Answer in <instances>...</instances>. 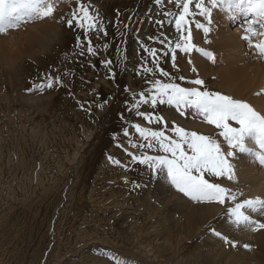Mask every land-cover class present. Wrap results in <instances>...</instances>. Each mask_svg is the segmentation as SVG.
<instances>
[{
	"label": "rangeland",
	"instance_id": "rangeland-1",
	"mask_svg": "<svg viewBox=\"0 0 264 264\" xmlns=\"http://www.w3.org/2000/svg\"><path fill=\"white\" fill-rule=\"evenodd\" d=\"M89 2L104 19L107 31V36H92L96 55L87 53L86 45L84 49L78 47L77 38L85 39L83 31L75 26L69 28L65 22L78 7L76 0H61L53 17L0 35V194L3 189L8 192L17 188L13 187L16 178L26 174L24 188L31 190V202H40L34 207L35 218L40 223L48 215L49 220V242L39 264H60L54 255L61 245L70 251L63 264L71 259L80 260L90 252L101 258L105 256L113 264L118 260L127 264H213L205 252V246L211 242L208 234L212 228L220 232L219 223L227 217V208L232 204H197L176 191L162 175L154 177L145 165L133 162L128 153L163 154L131 146L145 143L134 124L173 136V125L216 137L219 130L191 109L181 115L167 104L155 108L142 104L138 110L133 105L142 91L151 98L149 90L155 81L199 87L188 82L200 78L208 90L252 106L249 98L256 99L262 91L240 88L242 93H248L245 98L219 87L229 60V50L220 48L216 37L226 31L217 24V11L224 13L219 8L213 10L212 30L207 36L194 25L192 28L194 43L212 51L216 62L195 51L179 50L173 62L170 50H174L177 33L174 25L169 24L172 17L164 13L179 9L170 0L162 5H157L156 0H81V3ZM198 19L208 26L202 17ZM222 24L245 32L246 26L240 18L227 17V23ZM261 40L264 36H257L253 43ZM245 44L250 53L243 55L242 62L264 63L256 55V49L249 47L248 41ZM145 48L155 49L156 56L149 55ZM251 55L255 57L250 58ZM106 60L113 62L109 66L111 72L105 66ZM147 68L153 72H147ZM161 69L169 75H161ZM46 75L61 77L62 86L43 92L35 90L34 85L43 82ZM250 81L255 85V80ZM138 113L163 117L167 129L163 123H149ZM125 130L129 132L127 137ZM43 136L50 144L48 149L41 144ZM43 164L48 167L49 175L44 189L38 186ZM257 167L262 171L260 165ZM206 178L235 189V181ZM249 198L242 195L238 201ZM186 205L189 211L207 205L221 206V210L211 221L198 223L190 230L186 225L189 222ZM30 226L27 222L26 228ZM82 229L91 233L84 241L76 239ZM224 242L219 238L216 243L225 250L227 247V252L239 249L230 244L223 246ZM214 250L218 247L214 246ZM21 264L28 263L23 260Z\"/></svg>",
	"mask_w": 264,
	"mask_h": 264
},
{
	"label": "snow or ice",
	"instance_id": "snow-or-ice-1",
	"mask_svg": "<svg viewBox=\"0 0 264 264\" xmlns=\"http://www.w3.org/2000/svg\"><path fill=\"white\" fill-rule=\"evenodd\" d=\"M60 2L61 0H0V35H6L11 30H19L25 24L53 17ZM164 2L165 0H156L157 5ZM170 2L179 9L178 12L164 13L166 17H172L169 24L174 25L177 33L174 50H170L173 62L176 60V50L184 53L195 51L212 63L216 62V56L212 51L200 48L194 43L192 28L194 25L207 36L212 30L210 25L213 24V10L217 8L229 19H237L241 15L245 18L250 17L246 19V34L242 39L248 41L249 47L256 49L257 56L264 58V40L253 43L257 36H264V0H170ZM76 3L78 7L72 10L70 18L65 22L69 28L75 26L83 31L85 39L82 41L77 38L78 47L84 49L86 45L87 53L96 55L97 50L93 45L92 36H107L104 19L91 2L81 3V0H76ZM199 17H202L208 26L201 22ZM144 50L149 55L156 56L155 49ZM104 63L109 67L113 62L106 60ZM109 71L111 72L110 67ZM146 71L151 73L153 69L147 68ZM160 74L169 75L162 69ZM180 79L183 80L184 77ZM188 83L199 87H184L178 83L155 81L149 90L151 98L149 99V95L142 91L133 108L138 110L142 104H150L153 108L158 104H167L175 107L181 115L191 109L197 116L202 117L204 122L219 130L218 137L223 139L227 151L216 136L189 131L178 125H173V136L166 134V131H154L134 124L133 127L145 143H133L131 146L152 149L163 154L136 155L129 152L128 155L133 162L145 165L154 177L162 175L176 191L197 204L215 203L224 206L231 203L232 206L227 208L226 216L233 227L251 232L264 230V222L253 218L252 215L256 213L264 216V198L255 197L238 201V197L243 193L234 192L231 188L206 178H226L228 181H235L236 170L232 161L238 153L251 157L264 167V114L243 100L208 90L203 79L196 78ZM62 84L61 77L46 75L43 82L34 85V89L43 92ZM138 114L149 123H163L165 129L168 127L161 116L153 118L150 114ZM124 135L129 136V132L125 130ZM250 144H255L258 150L250 147ZM113 163L120 162L113 160ZM211 231L225 243L231 244L232 247L237 246L236 242L230 241L215 228ZM243 247L251 250L249 244H244ZM117 264H127V261L118 260Z\"/></svg>",
	"mask_w": 264,
	"mask_h": 264
},
{
	"label": "bare ground",
	"instance_id": "bare-ground-1",
	"mask_svg": "<svg viewBox=\"0 0 264 264\" xmlns=\"http://www.w3.org/2000/svg\"><path fill=\"white\" fill-rule=\"evenodd\" d=\"M221 13L218 10L217 14L219 16L218 17L216 15L214 16L217 17V24H219L218 27H220L221 30L226 28V31L224 32V34L220 36H216V37L220 41V44H219L220 48L229 50V53L227 55V59L229 60L226 62V71L221 74L223 76H221L222 78L220 77L221 82L219 83L220 84L219 87L227 90L228 92H232L233 95L237 97L240 96V97H245V98L247 97L248 93L247 92L242 93L243 90H241L240 88H243L245 90L250 88V91H254L255 88L260 89L262 92L261 94H257L256 99H253L251 97L250 98L248 97V98L253 103V107L256 108V110L260 111L262 114H264V63L258 64L257 62H250L248 60H245L246 62L249 63L250 65L249 66L248 64H244L242 62V60H244L245 58L243 57V55L250 51L244 48L247 43L245 44L246 40L242 39V36H244L246 33L242 31V29L240 28L233 29V27L230 24L229 26H225L223 24L221 26V23L223 22L227 23V17H228L226 14L223 13L224 14L223 15ZM220 18H223V19L220 20ZM239 18L242 19L244 27L247 26L246 19H250V17L245 18L243 15H241ZM238 52L240 53L238 54ZM253 56L251 55L249 57L252 58ZM201 68H203V66H201ZM251 79L256 81L255 85H252L250 81ZM248 84H251V87H249ZM208 129L210 128L208 127ZM44 138L45 136L41 138V144L45 149H48L50 147V144L48 143V141L43 140ZM250 147L258 150L255 144H250ZM224 148L227 151L226 144L224 145ZM0 151H2V149H0ZM11 158L12 157H10V160ZM232 162L235 164V170H236V180H235L234 192H241L243 193L244 197L250 196V198H255V197L264 198V167L261 166L260 168L262 169V171H260L258 169L259 167H257L259 166L258 162H255L251 157H248L246 155L239 154V153L237 154L236 158ZM11 163L12 161H10V164ZM48 178H49L48 167L46 166V164H43L42 168L40 169L39 176H38V186L44 189L46 187V182L48 181ZM82 178H83V175H82ZM25 179H26V174L22 173L21 175H19V178L18 177L16 178V181L14 183L13 187L18 186L17 188H12V190L8 189L9 190L8 192H4L5 189H3L4 191L1 192L0 194V264H16V263L21 264L23 260L26 261L28 264H39L38 262L43 257L44 252L46 250V246L48 245V242H49L48 241V233H49L48 221L49 220L47 221L48 215L47 216L45 215L46 218L43 221L40 220L41 221L40 223L37 222V219L35 218L34 207L36 206L37 203H40V202H37V201H34L33 203L31 202V200L33 199V197H30L31 190L27 191L24 188ZM236 183H237V186H236ZM224 185H227V184H224ZM54 195H55V192H54ZM43 200H44V197H43ZM48 207H51V205ZM188 209L189 208L187 206L186 210ZM220 210H221V206H215V205H207L205 207H196L191 211L188 210V212L187 211L186 212L188 213V216H189L188 217L189 222L186 225L188 226V228H190V230H192L191 228L194 229L196 226H198V223H201V222L206 223L214 219L215 216L219 214ZM53 211H50V212H53ZM47 213H49V211ZM182 214H185L186 216V213H182ZM252 215H253V218L259 219L262 222H264V216H260L256 213H253ZM27 222L31 223L30 228H26ZM228 223L231 227L228 225ZM219 224H218L219 225L218 227H220L221 229L220 232L227 235L230 241L236 242L237 244L236 247H239V249L236 251H234L235 250L234 249L231 252H227V247L225 250L224 249L225 247L221 248L220 244L216 243L219 237L216 236L213 232L212 233L209 232L208 239L211 242L208 243V246L207 245L205 246L207 247L205 248V252L207 253L206 256L209 258V261L211 263L213 264L214 263L215 264H264V230H260L257 232H251L243 228L233 227L227 217L223 218L222 222ZM90 236H91V233L89 230L85 231V229L84 230L82 229L81 232L77 233L76 239L79 238L80 241L81 240L84 241V239H87ZM244 244L251 245V250L245 249L243 247ZM226 245H229V244L225 243L223 246H226ZM63 246L64 245L60 246V248L56 251L57 252L56 254L53 252V254H55L54 257L56 258L57 262H59L60 264H63L65 262V258L68 257L69 252H70V251H67V249L65 250ZM214 246L218 247L217 251L214 250ZM229 250H231V247ZM54 263L52 262V264ZM68 264H113V262L108 260L105 256H102L101 258L97 256L94 252H90L89 254H84L80 258V260L73 261V259H71Z\"/></svg>",
	"mask_w": 264,
	"mask_h": 264
}]
</instances>
